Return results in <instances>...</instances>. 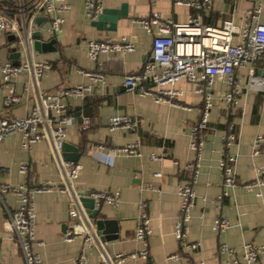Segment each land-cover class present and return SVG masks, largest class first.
Returning <instances> with one entry per match:
<instances>
[{"label": "crops", "instance_id": "crops-1", "mask_svg": "<svg viewBox=\"0 0 264 264\" xmlns=\"http://www.w3.org/2000/svg\"><path fill=\"white\" fill-rule=\"evenodd\" d=\"M69 2L71 9L66 13L64 31L57 35L48 32L47 16H40L42 19L34 24V34L38 32L40 35L33 34L32 44L20 43L14 34L0 31V118L27 116L39 93L54 92L62 86L92 85L84 97L66 100L74 118L65 143L77 148V162L82 164L72 186L78 192L118 193L120 202L117 205L102 204L96 208V218H91L97 231V219L113 222L105 225L102 235L99 234L103 251L95 242L86 241L82 232L75 233L73 240H67L66 234L73 229L74 222L72 200L67 191L54 188L34 192L37 239L32 248L40 255L43 264H77L81 255L86 258V264H108L103 252L110 255L120 252L132 254L146 247L150 252V261L155 264H192L199 259L205 264H224L228 255L219 250L223 242L237 248L238 252H242L245 242L264 244V185L253 190L242 185L231 188L222 203L218 202L223 192L220 164L225 153L235 156L241 184L254 180L256 168L264 167V153L255 155L253 152L256 137L264 135V92L245 88L237 104L227 109L221 99L223 93L230 89L226 78L217 76L214 79V105L209 127L204 133L198 177L194 184L197 200L189 232V239L200 241L201 245L197 250L182 247L174 234L181 206L178 189L193 177L187 165L197 159V153L191 147L192 127L200 118L203 98L195 91L193 82L182 78L175 83L183 90L180 97L182 105L159 103L150 95L127 90L125 79L128 74L140 71L152 59L154 36L137 20L159 11L164 18L182 23L188 21L193 10L187 5L176 4L174 0H106L105 8L119 9L127 3L128 10V17L120 18L116 29L108 30L93 24L94 20L86 13L84 0ZM251 4L250 0H214V7L204 13V21L214 26L221 25L226 19L242 23ZM261 21L264 23V7ZM154 28L157 30L156 25ZM122 36L135 43L134 50L103 53L97 60L89 58L90 40ZM238 39L235 38L236 41ZM52 40L54 42L50 44ZM36 41L45 46L40 45L37 49ZM16 52L19 56L13 58L12 54ZM29 60H48L52 66L41 76L37 88L31 73L23 70L14 82L20 99L8 108L4 103L6 88L1 66L7 62L22 64ZM81 69L104 72V82H94ZM255 69L257 74L262 75L264 55L255 63ZM248 74L249 66L235 69V75L244 86ZM115 114L137 118L139 127L134 131L111 130L109 119ZM83 117L89 119L86 130L81 127ZM230 122L236 125L238 139L225 145L223 137L229 130ZM137 140L141 142V155L119 154L114 157L110 151ZM99 145L104 148H99ZM73 152L67 151L66 154ZM154 153L165 156L161 160H153L151 155ZM62 155L64 158V151ZM22 164L27 165L25 173L20 170ZM1 167L8 170L0 172V183L14 186L26 183L31 189L44 182L64 186L63 171L52 157V146L48 140L24 148L20 133L5 136L0 141ZM142 200L148 204L152 226L147 243L135 236ZM4 201L14 209L20 204V197L15 192H8ZM218 217H225L230 222L224 232L214 228ZM174 253L180 255L179 260L168 258ZM143 263L145 260L137 255L122 264ZM0 264H26L23 254L16 257L10 254V241L1 235ZM255 264H264V254Z\"/></svg>", "mask_w": 264, "mask_h": 264}, {"label": "built area", "instance_id": "built-area-1", "mask_svg": "<svg viewBox=\"0 0 264 264\" xmlns=\"http://www.w3.org/2000/svg\"><path fill=\"white\" fill-rule=\"evenodd\" d=\"M0 31L12 33L20 43L32 44L34 24L40 16L49 19L48 32L57 35L64 31L66 13L71 9L69 0H0ZM106 0H84L88 17L96 20L105 7ZM176 4L189 6L193 11L187 22H175L164 18L162 13L154 11L150 17L139 18L137 21L151 34H153L152 59L145 63L138 71L128 74L125 86L129 91H138L141 95H150L156 102L182 105L180 97L183 90L176 87L175 83L182 78L195 84V91L203 98V107L199 120L192 127L191 147L197 153V159L187 165L193 174L190 182L179 186L181 206L175 222L174 234L182 247L197 250L200 241L189 239L190 220L197 200L194 187L197 181L200 166L201 151L204 146V133L209 127L211 109L214 105L212 87L214 79L225 77L229 90L224 92L221 99L227 109H232L238 102L244 89L264 92V76L256 73L255 63L264 55V23L261 21L264 0H250L252 4L246 9L242 23H236L232 19H226L219 26L207 24L204 21V13L214 7V0H174ZM157 26V30L154 28ZM238 37V41L235 38ZM135 43L127 36L120 38L105 37L92 39L88 43V56L91 60H97L100 54L109 52H125L135 49ZM48 60H29L22 64L7 62L1 66L3 83L6 88L4 103L6 107L19 101L20 97L15 90V80L23 70L31 73L33 82L38 87V82L44 72L51 68ZM249 66L248 81L244 86L241 79L235 75V69ZM94 82H104L105 74L102 71L83 70ZM92 88L90 84H77L62 86L54 92L39 93L37 102L31 112L24 117L0 118V141L7 135L20 133L22 146L31 148L41 140H48L52 146V157L63 171L64 186L57 187L50 182H44L41 186L31 189L28 185L14 186L7 182L0 183V235L10 241V254L14 257L24 255L26 264H43L42 259L36 253L32 245L36 241V203L34 192L50 191L58 188L67 191L72 200L71 215L73 217V229L66 234L67 240H73L75 233L82 232L86 241H93L104 251L98 231L94 227L91 217L87 212L82 197L85 192L74 190L72 182L80 174L82 164L77 161H67L63 158L62 151L66 142L69 125L74 115L69 111L66 100L71 97H84ZM81 127L86 130L89 127V119L82 118ZM108 127L111 130L127 129L136 130L139 120L127 114H115L109 119ZM238 139L236 125L229 124V130L223 137L225 145L234 143ZM99 148H104L99 145ZM113 156L119 154L141 155V142L135 141L124 146L112 148ZM255 155L264 153V135L259 134L253 145ZM165 154H152L153 160L163 159ZM223 176V192L218 197L222 203L225 196L229 195L231 188L242 185L248 190L264 185V167L256 168V177L250 182L241 184L236 170V158L226 154L221 160ZM27 165L22 164L21 172L27 171ZM7 167H1L0 172L7 171ZM160 175V173H155ZM15 192L20 197V204L9 208L4 195ZM261 195L262 193L259 192ZM89 196L95 199V206L102 204L117 205L120 202L118 193L107 191L89 192ZM140 221L136 228L135 236L147 243L152 234L151 218L148 212V204L145 200L140 202ZM230 222L225 217H218L214 222V228L220 232L226 231ZM220 252L228 255L224 264H255L264 254V244L256 245L245 242L242 252L237 248L223 242ZM108 264H122L129 257L140 256L145 260L143 264H155L150 261V252L146 247L132 254L117 253L114 255L103 252ZM233 256V257H232ZM171 260H179L178 253L168 256ZM77 264H86V258L81 255L77 258ZM192 264H205L202 259Z\"/></svg>", "mask_w": 264, "mask_h": 264}, {"label": "water", "instance_id": "water-1", "mask_svg": "<svg viewBox=\"0 0 264 264\" xmlns=\"http://www.w3.org/2000/svg\"><path fill=\"white\" fill-rule=\"evenodd\" d=\"M128 17V10H127V3H123L121 8L119 9H112V8H105L99 15V17L93 21V24L97 26L100 29H108V30H114L117 27V22L120 18H126ZM42 17H38L37 21H40ZM40 34L38 32H35L34 36H39ZM54 40L50 42L53 43ZM40 45L45 46L44 43H41L39 41L35 42V46L38 49ZM19 53H13V58H18ZM15 64H19L18 62H15ZM262 75H264V71L261 72ZM64 151V159L67 161H77L79 153L77 151L76 147L71 146L69 143H65L63 146ZM67 151H74L72 154H66ZM82 200L84 202L85 207L87 208V212L89 213V216L91 218H96L97 215V209L95 207V199L89 196V192H85V195L82 197ZM88 202V203H87ZM97 229L98 234L102 235V230L104 229L105 225L107 224H113L112 220H104V219H97ZM109 231V230H108ZM104 231V233H106ZM103 237V236H101ZM105 239V238H103Z\"/></svg>", "mask_w": 264, "mask_h": 264}]
</instances>
